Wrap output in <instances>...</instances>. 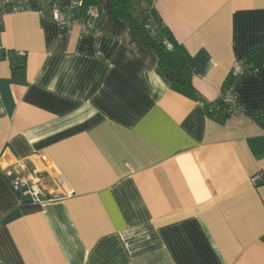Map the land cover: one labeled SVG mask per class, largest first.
I'll use <instances>...</instances> for the list:
<instances>
[{
  "label": "crops",
  "instance_id": "1",
  "mask_svg": "<svg viewBox=\"0 0 264 264\" xmlns=\"http://www.w3.org/2000/svg\"><path fill=\"white\" fill-rule=\"evenodd\" d=\"M96 4L98 36L46 0L0 19V264H264V0H154L191 86ZM228 83L245 112L221 123L200 101Z\"/></svg>",
  "mask_w": 264,
  "mask_h": 264
},
{
  "label": "built area",
  "instance_id": "2",
  "mask_svg": "<svg viewBox=\"0 0 264 264\" xmlns=\"http://www.w3.org/2000/svg\"><path fill=\"white\" fill-rule=\"evenodd\" d=\"M32 0H0V19L6 14L18 13L29 8ZM52 11V16L55 21L63 29H73L79 27L81 33L88 35H99L98 21L100 18V9L97 4L85 5V0H46ZM154 3V0H151ZM148 17L145 20V29L155 35L154 31V16L151 11H147ZM19 55H25V51H19ZM9 51L0 43V60L8 58ZM232 75L241 76L247 73L241 60L236 59L232 65ZM220 103L227 106L225 112L228 115L243 114L245 111L238 103L235 92V85L228 83L218 99ZM200 104L206 111L213 112L220 107L209 105L205 101H200ZM20 171L25 169V165H20ZM13 175V174H10ZM262 173H257L252 177V181L257 184L263 179ZM11 184L16 190L24 191L25 195L31 197L34 202H41V192L38 190L33 178L28 174L18 172L17 175L12 176Z\"/></svg>",
  "mask_w": 264,
  "mask_h": 264
},
{
  "label": "trees",
  "instance_id": "3",
  "mask_svg": "<svg viewBox=\"0 0 264 264\" xmlns=\"http://www.w3.org/2000/svg\"><path fill=\"white\" fill-rule=\"evenodd\" d=\"M96 2L97 0H85V5L96 4ZM152 5L151 0H112L114 14L126 21L147 44L156 48L159 67L166 78L173 84L191 86L193 74L190 58L171 30L163 26L161 21L155 16ZM148 10L154 16L155 35L145 29ZM215 103L216 105H214ZM215 103H211V105L220 108L213 112L207 111V114L223 123L231 115L225 112L227 109L226 105L218 100ZM256 120L264 126V115L258 116Z\"/></svg>",
  "mask_w": 264,
  "mask_h": 264
}]
</instances>
